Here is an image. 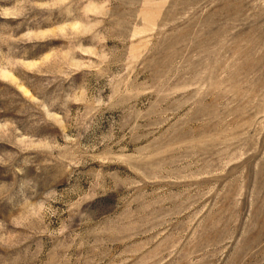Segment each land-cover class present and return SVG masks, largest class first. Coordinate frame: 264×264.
Segmentation results:
<instances>
[{
  "label": "rangeland",
  "instance_id": "obj_1",
  "mask_svg": "<svg viewBox=\"0 0 264 264\" xmlns=\"http://www.w3.org/2000/svg\"><path fill=\"white\" fill-rule=\"evenodd\" d=\"M0 264H264V0H0Z\"/></svg>",
  "mask_w": 264,
  "mask_h": 264
}]
</instances>
